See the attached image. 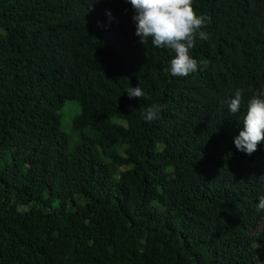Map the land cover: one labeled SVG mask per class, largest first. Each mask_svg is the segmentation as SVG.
Listing matches in <instances>:
<instances>
[{
	"label": "trees",
	"instance_id": "1",
	"mask_svg": "<svg viewBox=\"0 0 264 264\" xmlns=\"http://www.w3.org/2000/svg\"><path fill=\"white\" fill-rule=\"evenodd\" d=\"M90 3L0 0V264H261L264 143L234 137L264 90V0H194L209 38L187 77L128 0Z\"/></svg>",
	"mask_w": 264,
	"mask_h": 264
},
{
	"label": "clouds",
	"instance_id": "2",
	"mask_svg": "<svg viewBox=\"0 0 264 264\" xmlns=\"http://www.w3.org/2000/svg\"><path fill=\"white\" fill-rule=\"evenodd\" d=\"M99 0H92L95 4ZM135 14V35L144 46L151 40L156 48H170L174 58L165 69L173 77H187L200 69L203 61L193 57L191 50L196 39L207 40L208 34L202 29L208 17L199 14L194 7V0H128ZM90 10V9H88ZM111 16V12H108ZM246 89L238 88L234 96L222 103H227L228 111L236 114L240 111ZM250 91V90H248ZM130 98H143L144 92L137 85L127 90ZM163 106L156 103L143 110V119L152 122L160 118ZM264 143V90L256 91L247 102V110L239 134L234 137L237 150L248 155L258 150ZM264 178V177H261ZM257 210H264V195L259 197Z\"/></svg>",
	"mask_w": 264,
	"mask_h": 264
},
{
	"label": "rangeland",
	"instance_id": "3",
	"mask_svg": "<svg viewBox=\"0 0 264 264\" xmlns=\"http://www.w3.org/2000/svg\"><path fill=\"white\" fill-rule=\"evenodd\" d=\"M3 32V29L0 27V33ZM79 111V106L76 102H72L70 100L64 102L61 108L56 110L59 119L60 130L65 134L67 140L71 144L75 138H73V134L70 130V121L71 117ZM209 124V122H206ZM211 129L208 126V130ZM264 264V261L261 263Z\"/></svg>",
	"mask_w": 264,
	"mask_h": 264
}]
</instances>
